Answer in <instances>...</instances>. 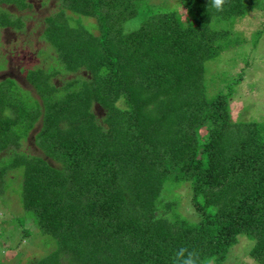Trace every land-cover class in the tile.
<instances>
[{"label":"trees","instance_id":"trees-1","mask_svg":"<svg viewBox=\"0 0 264 264\" xmlns=\"http://www.w3.org/2000/svg\"><path fill=\"white\" fill-rule=\"evenodd\" d=\"M58 1L50 67L0 80V197L53 247L0 264H225L241 235L264 264V119L235 117L241 79L210 66L264 0ZM12 4L32 7L0 0V27L23 32Z\"/></svg>","mask_w":264,"mask_h":264},{"label":"rangeland","instance_id":"rangeland-1","mask_svg":"<svg viewBox=\"0 0 264 264\" xmlns=\"http://www.w3.org/2000/svg\"><path fill=\"white\" fill-rule=\"evenodd\" d=\"M151 4H162L165 0H148ZM172 3L174 0H167ZM32 7L17 9L15 4L10 7L11 11L24 17L26 27L23 32L13 29L0 30V80L5 78H16L24 87L32 89L24 80L20 71L30 66L39 65L40 68L50 67L51 57L55 54L50 50V45L43 39L45 18L59 10L58 0H29ZM3 9V8H1ZM4 10V9H3ZM182 13L184 9L180 7ZM13 19V18H12ZM7 18L2 21H6ZM96 22L93 18H87L86 22ZM8 23V22H6ZM235 29L242 33L246 39L240 46H236L222 54L220 60L212 63L211 70H220L226 73L228 80L240 78L236 92L232 98L233 115L241 116L244 111V118L254 117L258 120L264 119V9H255L246 17L240 19ZM2 31V32H1ZM97 33L98 30L95 29ZM260 32L256 44L253 38ZM5 55L12 60L5 58ZM33 63V64H32ZM31 64V65H30ZM11 65L10 70L8 66ZM30 65V66H28ZM6 69V73H3ZM3 70V71H2ZM70 75L69 77H71ZM58 82V78H54ZM7 82L10 86H15L11 79ZM33 94L37 96L34 90ZM246 108V110H243ZM38 125V124H37ZM34 131V130H33ZM28 143L25 142V145ZM31 150V149H29ZM36 154H41L38 149H32ZM1 189V188H0ZM12 189V188H11ZM11 189L4 190L0 197V258L10 263H27L32 259H37L45 255L53 247L50 236L42 234L37 230L29 219H26L27 226L31 229L29 235L23 236L22 227L16 222V218L24 215L20 200ZM1 191V190H0ZM184 198L179 210L186 213L189 204L188 187L182 189ZM25 217V216H24ZM254 244L246 235L239 237V242L234 245L226 259L225 264H259L250 257V250Z\"/></svg>","mask_w":264,"mask_h":264},{"label":"clouds","instance_id":"clouds-1","mask_svg":"<svg viewBox=\"0 0 264 264\" xmlns=\"http://www.w3.org/2000/svg\"><path fill=\"white\" fill-rule=\"evenodd\" d=\"M222 4H223V0H213V7L217 10V11H222L223 10V8H222ZM7 29H13L12 27H9V26H2V27H0V30H3V31H5V30H7ZM14 33H17V32H15L14 31V29L12 30ZM2 32V31H1ZM5 58H7V59H9V61L10 60H12V58H8L6 55H5ZM10 68H11V65H9L8 66V70H10ZM3 71V70H2ZM7 71H6V69L4 70V72L3 73H6ZM20 73H21V71H20Z\"/></svg>","mask_w":264,"mask_h":264}]
</instances>
